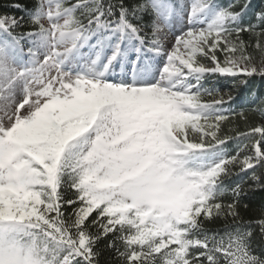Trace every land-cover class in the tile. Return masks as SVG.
<instances>
[{
	"label": "snow or ice",
	"instance_id": "1",
	"mask_svg": "<svg viewBox=\"0 0 264 264\" xmlns=\"http://www.w3.org/2000/svg\"><path fill=\"white\" fill-rule=\"evenodd\" d=\"M11 7L31 15L0 13V264H264V205L243 214L264 190V4L187 30L213 0Z\"/></svg>",
	"mask_w": 264,
	"mask_h": 264
},
{
	"label": "trees",
	"instance_id": "2",
	"mask_svg": "<svg viewBox=\"0 0 264 264\" xmlns=\"http://www.w3.org/2000/svg\"><path fill=\"white\" fill-rule=\"evenodd\" d=\"M33 0H0V13H7L11 16H24L25 20H27L28 16L31 15V13H25L22 12L18 8L11 7V4H19V5H28L30 6ZM232 3V0H213L214 9L219 11L222 8H227L228 5ZM252 4L255 6L254 9L249 10L244 16L241 18V23H247V22H254V11L258 10L261 4H264V0H252ZM225 78L221 77L216 80H212L211 78L204 81V86L206 87H214L218 89L221 92H227L230 91L232 88L231 81L228 83H224ZM249 84H252L253 89L256 92H260L261 89H264V78H260L256 80V82L253 84L252 81H249ZM244 88H248V85H245ZM252 93L251 92H245L244 97L245 98H251ZM232 107L236 110H239L240 108L245 107V104L243 102V99L241 95L238 93L236 96V101L233 102ZM256 119H259V116H256ZM242 127V125H241ZM228 128L227 126H224L223 131L227 132ZM234 145L230 142L229 145L224 149L229 154H234ZM235 183H251L247 179L246 173H240L239 176H233L229 179H226L224 181V186L230 187L234 186ZM227 199V197H225ZM243 202L248 203L250 205L249 209L243 210V214L245 217L252 216L258 211V209L261 207V205H264V190H259L256 193H250L248 195H245L243 197ZM206 228L209 232H218L219 234H223L226 231V228L224 226L223 221H216V222H208L206 224ZM253 250L255 254H261L262 250H264V240H261L259 236L257 235L256 239L252 242ZM104 256L102 255V262H103ZM109 260L113 259V257H108Z\"/></svg>",
	"mask_w": 264,
	"mask_h": 264
},
{
	"label": "rangeland",
	"instance_id": "3",
	"mask_svg": "<svg viewBox=\"0 0 264 264\" xmlns=\"http://www.w3.org/2000/svg\"><path fill=\"white\" fill-rule=\"evenodd\" d=\"M194 0H184V3L186 6H190ZM216 12H218L216 9H210L207 10L204 13L198 14L196 17L192 19L191 24H189L187 19V12H183L182 16L177 17V23L176 27L180 28V25H184V27L181 30H187L188 27L192 28H204L207 25H209L212 20L214 19ZM177 34H179L177 32ZM134 58V54H131ZM121 72L119 64L115 65L113 68V75H119ZM219 152H209L201 157H197V161L202 165H207L210 163H215L219 159Z\"/></svg>",
	"mask_w": 264,
	"mask_h": 264
}]
</instances>
